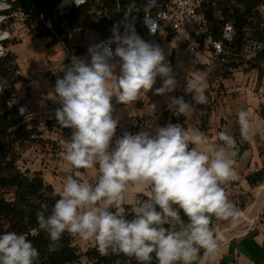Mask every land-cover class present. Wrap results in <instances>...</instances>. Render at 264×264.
Returning <instances> with one entry per match:
<instances>
[{"label": "clouds", "instance_id": "clouds-1", "mask_svg": "<svg viewBox=\"0 0 264 264\" xmlns=\"http://www.w3.org/2000/svg\"><path fill=\"white\" fill-rule=\"evenodd\" d=\"M67 3L68 0H65ZM158 0H145L143 8L130 3L123 19L113 25L106 41L91 44L88 58L73 55L54 86L55 119L62 128L72 129L64 159L72 166L60 188L53 191L51 210L42 204L37 224L47 233L48 248L61 247L64 233L93 241L102 256L110 254L135 257L150 264L155 254L158 264H193L201 249L214 256L217 243L210 227L211 218L236 223L240 212L226 197L222 184L236 177L233 158L236 139L218 134L222 144L209 143L200 131L168 123L153 131L125 132L113 145L118 120L112 116V98L129 105L141 93L152 90L159 76L163 83L155 95L164 96L177 88L170 63L159 45L145 41L137 33L138 13L151 33L157 31L158 17L150 12ZM79 6V0H75ZM113 45L115 47L113 48ZM206 79L188 80L183 96L169 97L168 108L189 117L198 105L208 103L204 94ZM155 104L151 105L152 111ZM24 109H21L23 115ZM241 140L251 139L247 111L238 114ZM98 167L95 184L81 178V169ZM131 186L138 193L148 191V199H137L136 214L128 217L124 193ZM188 223L179 231L166 225ZM38 250L24 234H0V264H35Z\"/></svg>", "mask_w": 264, "mask_h": 264}, {"label": "trees", "instance_id": "trees-1", "mask_svg": "<svg viewBox=\"0 0 264 264\" xmlns=\"http://www.w3.org/2000/svg\"><path fill=\"white\" fill-rule=\"evenodd\" d=\"M0 1L7 6L2 11L6 22H13L14 15L19 12L31 11L29 17L22 19L26 29L35 32L36 38L50 39L47 46L55 42L60 45L62 43L71 54L78 56H82L86 49L77 45L85 31L94 33L99 40L110 37L113 25L123 19L125 11L115 10L114 0H85L81 6L71 8L66 14L52 20L55 6L58 4L65 6V0ZM135 1L142 5L145 2V0ZM162 1L158 0L157 4ZM262 8H264V0L198 1L197 13L207 24L212 39L221 40L225 23H230L233 28V40L223 41V52L227 58L226 63L219 68L222 73L221 78L227 79L230 71L232 73L243 65L240 55L244 50L254 49V56L247 60L246 64H251V69L257 71V79H260V69L264 63ZM47 21H50L51 29L46 27ZM35 27L38 30L34 29ZM65 32H68L73 40L71 41L73 44L70 43L71 46L62 37ZM200 40L203 41V38L200 37ZM2 46L6 49L7 42H3ZM229 59L230 63H228ZM239 59L241 61L235 63ZM51 80L53 81V78ZM0 83H3L0 84V234L16 232L26 235L39 252V258L35 264H140L135 257L124 254L102 256L97 251L95 243L80 253L73 244L75 237L67 232L61 238V247L56 251L49 250L50 241L47 233L39 229L36 214L42 204H47L51 210L58 197H53L52 193L55 189L43 180L40 172L22 169L18 165L24 148L43 143L44 140L36 121L26 118L24 114L21 115L20 103L16 102V85L25 84L26 80L19 72L16 56L10 50H5L0 57ZM211 107L199 110L198 117L202 127L211 115L213 108ZM233 137L238 147L235 157H240L248 149V142L241 140L238 133H235ZM261 175L264 177V166ZM137 199L148 198L144 195H136L135 206ZM124 206L129 218L136 214L132 205L124 204ZM185 219L186 217L183 218ZM169 226L166 225L168 228ZM150 264H158L155 254Z\"/></svg>", "mask_w": 264, "mask_h": 264}, {"label": "rangeland", "instance_id": "rangeland-1", "mask_svg": "<svg viewBox=\"0 0 264 264\" xmlns=\"http://www.w3.org/2000/svg\"><path fill=\"white\" fill-rule=\"evenodd\" d=\"M6 8V4L0 1V34H4L5 37L8 32V37L4 40L2 39V41L0 40V47L3 49L0 57L5 50H10L16 56V63L19 67V72L26 80L25 84L18 83L16 85V102L20 103V110L24 109L23 114L26 118H32L36 121L39 130L42 131V140H44L43 143L34 144L24 148L21 153V161H19L18 165L22 167V169L27 168L30 171L40 172L43 180L54 189H57L61 187L66 176L73 171L72 166L64 159L67 141L70 140L73 130L62 128L57 123L55 119V110L53 111V108H51L49 103L47 89V86L50 87L52 80L50 78L51 72L47 71L48 68L46 64L48 59L52 60L53 56H55L58 51L46 53V56H44V52H42L44 47L43 39L36 38L35 32L26 29L22 24V19L19 17H14L13 22L11 23L6 22V18L2 15V11ZM261 12L264 16V8L261 9ZM34 29L38 30L37 27ZM193 35H197L196 29L193 28L178 31L172 36L169 35V31L162 28L158 36L146 38L145 41L160 46L166 57V62L170 63L172 66L175 78L178 76H184L188 80L191 76H204L208 85V88L205 91V95L208 96V103L199 105L198 107L207 108L208 106H212L214 109L216 97H219L221 92L224 91L219 84V77L222 75L219 69L221 67L218 66L215 69L211 67L212 59L204 52V50L208 51L209 49L208 43L199 40V45ZM62 37L67 41L69 46L73 44L71 42L73 40L70 38L68 32H65ZM97 39H99L98 36ZM3 42H7L6 49L2 46ZM86 43L88 42L86 41ZM114 47L115 45H113V48ZM190 47L197 49V53H190ZM198 48L200 50H198ZM39 55L44 56L42 63L39 62ZM253 56L254 49L244 50L240 55L242 61L240 59L235 61V63L240 61L243 62V65L232 73L230 71V74L228 75L229 77L227 78L229 79L231 77V79H234L235 83H238L241 86V91H239L241 95L239 101H242L243 103L247 102L248 104L254 102V100H258L257 96H255L256 93L254 92L258 88V84L255 85L253 82V80L257 78V71L251 69V64H246V61ZM230 61L231 60L229 59L228 63H230ZM36 67L38 68L36 74H31V69ZM157 78L161 79L159 76ZM260 78L264 79V63L261 65ZM31 82L32 86L30 85ZM261 92H264V87H262ZM209 93H211V95H209ZM221 111L222 108L214 112L212 116L203 123V127L200 125V120L197 116L195 118V113L189 117H184L179 113H174L172 111H170V115L168 113H162L159 119V124L162 126V122H165L168 117L170 119L169 121L166 120L168 123H179L190 131L213 133L214 137L217 133L216 128L220 125L219 120L217 123L215 122L217 115L220 114ZM143 115L145 116H140L136 120V114H134V111L131 110L129 106H113L112 116L114 119L118 120L116 133L113 137V145L116 139L120 138L125 132L135 134L138 131L145 129L153 131L154 134V129L157 127V124L153 116H148V113ZM134 121L135 124L131 127V124ZM201 128L204 130L201 131ZM80 171L83 180H87L93 184L97 182L99 176L98 167L81 169ZM139 194L144 195L147 198L150 196L148 191L138 193L135 188L129 186L124 193V204H130L133 206V210H136L134 200L136 195ZM93 243V241L85 242L79 237H75L73 241L74 246L80 253H83L88 247L92 246Z\"/></svg>", "mask_w": 264, "mask_h": 264}, {"label": "crops", "instance_id": "crops-1", "mask_svg": "<svg viewBox=\"0 0 264 264\" xmlns=\"http://www.w3.org/2000/svg\"><path fill=\"white\" fill-rule=\"evenodd\" d=\"M135 28L137 33L144 40L149 37L158 36L162 29L161 28L157 34L149 36L141 27ZM170 34L173 35L174 33L169 32V35ZM193 37H195L197 42L200 40L197 35H193ZM98 40L99 39H97V36L94 33L85 31L83 38L78 40L77 45L86 48L88 45L93 44ZM43 41L44 47L42 52H44V56H46V53L58 51L56 54L57 56H53L52 60L48 59L49 62L47 61L46 64L48 68L47 71L51 72L50 78H53L50 87L47 86V89L49 103L54 111L60 107V104L55 100V82L58 77L63 76V73L58 71V69L61 64L67 66L68 54L62 49L58 42L47 46L50 39L44 38ZM86 41L88 43H86ZM198 50L200 49L198 48ZM204 52L208 54V56H211L210 49H208V51L204 50ZM43 55H39L40 63L43 61ZM81 57L90 59L88 54L82 55ZM37 71V67L32 68L30 73L34 75ZM219 78V84L224 91L221 92L219 97H216L215 107L214 109L212 108L213 111H211L210 117L214 112L222 108V111L217 115L215 122L217 123L219 120L220 125L216 128L217 133L214 137L213 133L206 132L204 135L208 137L209 143L217 145L222 144V142L218 140V134L220 132H225L231 136H234L235 133L240 135L237 114L244 110L249 114L251 139L247 141L248 149L243 152L240 157L233 158V169L236 173V177L221 185L225 191L227 199L235 205L239 210L240 215L235 224H233L231 220L218 219L215 216L211 218L210 227L214 232L217 250L214 256H210L206 255L204 249H201L198 259L194 261L193 264H264V177L261 175L264 166V92H261L262 87H264V79L256 78L253 80L255 85L258 84L257 90L254 91L258 100H254V102L248 104L247 102L243 103L242 101H239L241 96L239 93V91H241V86L238 83H235L234 79H231V77L229 79ZM176 80V90L164 96L154 94L155 90L161 87L163 83L161 79L156 78L152 90L147 93H141L138 100L129 105H124L118 103L116 98L113 97L112 105L117 107L129 106L131 110L134 111V114H136V120L140 116H145L143 114L148 113V116H153L157 127L165 126L168 124L166 120L169 121L170 119L167 117L165 122H162V126L159 124V119L162 113L169 114L171 111L168 108L169 97L183 96L186 101L193 102L192 96L185 92V88L188 80L190 82H195V76L189 77L188 80L184 76H178ZM30 85L32 86V82ZM207 88L208 85L206 83V89ZM209 95H211V93H209ZM153 104L156 106L154 111H152L151 108V105ZM198 106L197 111L195 112V118L197 116L199 119L198 113L202 108ZM135 121L131 124V127H133ZM134 212L136 213V210H134ZM187 223L188 220L186 218L183 225L172 224L169 226V230L179 231L180 228ZM177 264H182V262H177Z\"/></svg>", "mask_w": 264, "mask_h": 264}, {"label": "built area", "instance_id": "built-area-1", "mask_svg": "<svg viewBox=\"0 0 264 264\" xmlns=\"http://www.w3.org/2000/svg\"><path fill=\"white\" fill-rule=\"evenodd\" d=\"M199 0H163L161 3L157 4V7L153 8L150 12V15L153 17H158L159 20L157 21V31L153 34L149 31V29L143 23V18L145 13L143 10L139 11L138 13H134L137 16L135 27H141L145 33L149 36L155 35L158 31L163 28L168 30L170 33H176L182 30L188 29H196L197 37L200 39L203 38V41L208 43V48L211 51V59H212V68L215 69L218 66L226 63V58L223 52V41L231 42L233 40V28L230 23H225L221 35V40H214L211 38L209 34V30L207 24L200 18L197 13V4ZM62 2V1H61ZM85 0H79V6L84 4ZM133 0H114V8L115 10H125L127 6L132 3ZM137 7L143 8L142 4H137L134 0ZM78 7L74 2L67 5V6H60L58 4L55 6L51 19H56L59 16L66 14L71 8ZM31 15V11L27 13L19 12L15 14L14 17H19L21 19L27 18ZM48 29H51L50 21L45 23ZM6 38L8 37V32L6 33ZM5 38V39H6ZM109 37L102 38L95 43H99L100 41H106ZM4 40V39H3ZM2 41V40H1ZM94 44V43H93ZM91 45V44H90ZM88 45L84 51L83 55L88 54ZM61 47L65 50L68 54V64L71 62V57L74 54H71L68 48L61 43ZM189 52L192 54L197 53V49L190 47ZM77 57H81L75 55ZM67 64V65H68Z\"/></svg>", "mask_w": 264, "mask_h": 264}, {"label": "bare ground", "instance_id": "bare-ground-1", "mask_svg": "<svg viewBox=\"0 0 264 264\" xmlns=\"http://www.w3.org/2000/svg\"><path fill=\"white\" fill-rule=\"evenodd\" d=\"M75 3V0H68V2L66 3L65 2V6H67V5H69V4H71V3ZM6 38V36L4 37V34H0V40H2V39H5ZM2 48L0 47V53L2 52Z\"/></svg>", "mask_w": 264, "mask_h": 264}]
</instances>
